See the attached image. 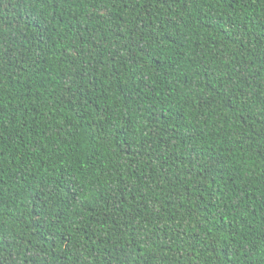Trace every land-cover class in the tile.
I'll list each match as a JSON object with an SVG mask.
<instances>
[{"label": "trees", "instance_id": "obj_1", "mask_svg": "<svg viewBox=\"0 0 264 264\" xmlns=\"http://www.w3.org/2000/svg\"><path fill=\"white\" fill-rule=\"evenodd\" d=\"M0 264H264V0H0Z\"/></svg>", "mask_w": 264, "mask_h": 264}]
</instances>
